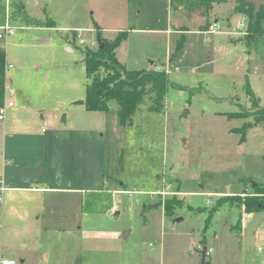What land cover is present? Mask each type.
Instances as JSON below:
<instances>
[{
	"label": "rangeland",
	"instance_id": "1",
	"mask_svg": "<svg viewBox=\"0 0 264 264\" xmlns=\"http://www.w3.org/2000/svg\"><path fill=\"white\" fill-rule=\"evenodd\" d=\"M234 4H214L205 23L166 0H0V27H17L0 38L11 65L5 88L14 90L5 89L13 106L0 120V178L36 188L5 193L3 257L200 264L206 246L205 264H264V209L219 203L264 187V122L251 124L244 141L237 131L253 120L239 116L252 110L245 77L264 107V34L250 48L239 41L247 19ZM215 21L217 31L205 33ZM96 27L107 40L128 32L114 50L127 69L158 66L199 89L169 87L160 111L145 98L124 124L116 101L108 112L87 110L78 103L87 81L81 51L97 48Z\"/></svg>",
	"mask_w": 264,
	"mask_h": 264
},
{
	"label": "trees",
	"instance_id": "2",
	"mask_svg": "<svg viewBox=\"0 0 264 264\" xmlns=\"http://www.w3.org/2000/svg\"><path fill=\"white\" fill-rule=\"evenodd\" d=\"M175 9L179 6L191 14L207 18L214 4L225 3L228 0H170ZM232 11L244 15L247 19L246 33L239 41L250 48L257 36L264 34V2L260 5L258 12L254 15L253 4L247 0H234ZM49 25L52 21L48 20ZM204 23V24H205ZM181 30H187L182 27ZM127 37V31H118L111 40L101 36V30L96 27V38L98 46L96 49L85 47L81 52L85 66L86 83L84 105L87 110L108 112L110 102L116 101L118 105V121L124 124L140 108L145 98L149 100L148 110L160 111L164 106V99L169 87L176 89H187L190 93L199 87H188L171 81L168 72L156 69H127L115 56V48ZM102 44V47H101ZM182 44L179 40L178 47ZM6 58L5 52L0 49V106L5 97ZM245 94L249 97L252 110L239 116H252V121L244 122L237 129L240 140L244 141L246 129L251 124L264 122V107L259 104V98L250 87L248 79L245 78L243 85ZM227 198L230 205L236 203L243 207L245 213H251L264 209V187L254 184V193L245 197L225 195L220 198L219 203ZM218 203V204H219ZM171 201H164L163 206L166 213L171 211Z\"/></svg>",
	"mask_w": 264,
	"mask_h": 264
},
{
	"label": "built area",
	"instance_id": "3",
	"mask_svg": "<svg viewBox=\"0 0 264 264\" xmlns=\"http://www.w3.org/2000/svg\"><path fill=\"white\" fill-rule=\"evenodd\" d=\"M9 0H5L6 4H8ZM240 27H244V23H239ZM247 26V24H246ZM17 30L16 26H11V25H4L0 27V38L5 37L9 34H14ZM217 31V23L212 22L208 25L207 29L204 30L205 33H209V34H213ZM11 68L10 64H6V69ZM156 70H165V69H161V68H156ZM166 72H169L168 70H165ZM5 89H7V91L10 93V95H12L14 93V90L10 87L7 86ZM13 106V100H5L4 97V101L3 104L0 106V120H3L5 118V112L7 110V108H10ZM8 189L7 185L4 183V181L2 179H0V211L2 210V205H3V200H4V193L5 191ZM211 202V201H209ZM0 264H17L16 260H14L13 258H5L3 257V255L0 253Z\"/></svg>",
	"mask_w": 264,
	"mask_h": 264
},
{
	"label": "crops",
	"instance_id": "4",
	"mask_svg": "<svg viewBox=\"0 0 264 264\" xmlns=\"http://www.w3.org/2000/svg\"><path fill=\"white\" fill-rule=\"evenodd\" d=\"M185 13V12H184ZM187 18H190V16L189 15H187ZM180 27V26H179ZM178 28V27H177ZM117 31V30H116ZM127 34H128V32H127ZM127 39V37L123 40V41H125ZM230 42H232V41H230ZM124 65V64H123ZM125 66V65H124ZM126 67V66H125ZM156 68H158V66L157 67H155V68H153V67H150V68H148V69H156ZM160 68V67H159ZM176 69V68H175ZM246 78V77H245ZM245 80V79H244ZM84 104V103H83ZM48 140H50V139H47V141ZM46 140H45V142H47ZM4 164H6V163H4ZM0 179H2L3 181H4V183L7 185V187H8V189L5 191V193L6 192H9V191H21V190H28V189H36V188H34V187H28V186H22V185H16V184H11V180H9V183L6 181V179L5 178H0ZM122 185V184H121ZM119 187V186H118ZM118 187H116V186H113L112 187V191L113 192H115L116 194H121V193H124V188L122 187L121 188V186H120V188H118ZM41 189V188H40ZM43 189H49V190H54L53 192H57V193H74V194H76V193H78V191H75V190H79L78 188H69V187H67V188H62V187H57V186H54V187H47V186H45ZM159 191V192H158ZM151 192H153L152 194H155L156 192L157 193H161L162 192V189H160V190H153V191H151ZM180 192V191H179ZM5 193H4V196H5ZM154 205H156V203L154 204ZM117 209V204H113L112 205V207H111V214H112V212H114L115 210ZM114 214H118V211H116V212H114ZM85 232V231H84ZM83 232V233H84ZM86 233V232H85ZM118 238L119 239H124L125 237H123V236H121V234L118 236ZM23 261V259H21V262ZM123 262L124 261H122V260H118V264H123ZM83 263H85L86 264V261L84 260V258L83 257H81V254L79 255V258L77 259V257H76V260H75V264H83ZM70 264H72V263H70Z\"/></svg>",
	"mask_w": 264,
	"mask_h": 264
},
{
	"label": "water",
	"instance_id": "5",
	"mask_svg": "<svg viewBox=\"0 0 264 264\" xmlns=\"http://www.w3.org/2000/svg\"><path fill=\"white\" fill-rule=\"evenodd\" d=\"M247 1L253 4L254 15L258 12L260 5L264 2V0H247ZM179 8H181V7H179ZM183 11L186 12L185 10H183ZM188 15L190 16V14H188ZM101 47H102V44H101ZM78 103L83 104L84 100H81ZM130 122H131V120H130ZM177 220H180V218H178ZM126 233H127V230H124L121 233V236L126 237ZM205 256H206V246H204L202 251H201V263L200 264H205Z\"/></svg>",
	"mask_w": 264,
	"mask_h": 264
},
{
	"label": "flooded vegetation",
	"instance_id": "6",
	"mask_svg": "<svg viewBox=\"0 0 264 264\" xmlns=\"http://www.w3.org/2000/svg\"><path fill=\"white\" fill-rule=\"evenodd\" d=\"M166 1H168V2L170 3V5H171V1H170V0H166ZM179 7H180V6H179ZM179 7H178V8H179ZM183 13H184V11H183Z\"/></svg>",
	"mask_w": 264,
	"mask_h": 264
}]
</instances>
